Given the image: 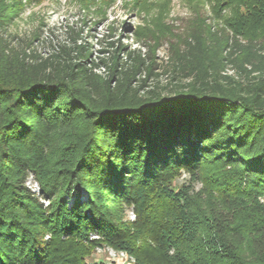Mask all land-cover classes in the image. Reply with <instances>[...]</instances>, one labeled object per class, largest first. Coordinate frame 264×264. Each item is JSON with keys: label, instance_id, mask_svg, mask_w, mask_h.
Here are the masks:
<instances>
[{"label": "trees", "instance_id": "1", "mask_svg": "<svg viewBox=\"0 0 264 264\" xmlns=\"http://www.w3.org/2000/svg\"><path fill=\"white\" fill-rule=\"evenodd\" d=\"M20 1L0 0V30ZM236 5L232 31L195 28L171 54L180 81L167 94L149 84L160 64L129 40L95 60L75 39L44 55L0 37V264H86L103 245L136 264H264V28L246 29L264 25V0ZM208 167L220 194H246L250 218L233 206L206 216L165 186Z\"/></svg>", "mask_w": 264, "mask_h": 264}, {"label": "rangeland", "instance_id": "2", "mask_svg": "<svg viewBox=\"0 0 264 264\" xmlns=\"http://www.w3.org/2000/svg\"><path fill=\"white\" fill-rule=\"evenodd\" d=\"M236 1L21 0L15 8L14 18L0 30V37L9 39L19 49L38 48L44 55H50L65 44H72L75 39L79 43L90 45L92 58L95 60L109 55L104 51L108 47V41L121 40L125 43L129 40L130 46L142 48L146 54L150 52L160 64L155 69V72L161 74L160 77H152L149 84L150 88L157 86L160 92L167 94L174 92V83L180 81L171 80L172 67H168L171 54L183 48L195 28L212 25L232 31L231 25L240 22L236 19L238 14H245V7H238ZM246 26L247 31H260L264 28L262 22L254 20L247 22ZM146 41L150 42L152 51L149 46L144 45ZM102 72L106 74L107 69H102ZM226 73L234 75L235 71L228 67ZM214 172L213 167L204 168L200 176L180 170L170 177L168 183L165 182V186L175 194H188L193 200L194 208L206 210V216L215 207L233 206L243 213L244 220L250 218L248 214L252 205L246 194L234 193L229 197L220 194V183H211ZM186 212L188 216H193L191 205L186 207ZM252 212L256 213L255 209ZM136 219L134 206L127 207L124 220L133 223ZM197 235L207 237V229L203 227ZM236 254L239 259H250L252 255L246 245L238 247ZM85 261L86 264H136L135 257L127 251L108 245L96 247Z\"/></svg>", "mask_w": 264, "mask_h": 264}, {"label": "built area", "instance_id": "3", "mask_svg": "<svg viewBox=\"0 0 264 264\" xmlns=\"http://www.w3.org/2000/svg\"><path fill=\"white\" fill-rule=\"evenodd\" d=\"M26 185L35 193H40V186L38 184V181L35 179L34 175L31 174L28 176L26 180ZM48 201H46V204ZM125 257V256H124Z\"/></svg>", "mask_w": 264, "mask_h": 264}]
</instances>
